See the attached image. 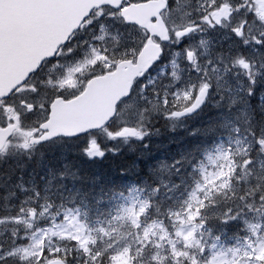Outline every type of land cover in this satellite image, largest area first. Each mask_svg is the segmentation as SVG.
<instances>
[{
    "label": "snow or ice",
    "instance_id": "snow-or-ice-1",
    "mask_svg": "<svg viewBox=\"0 0 264 264\" xmlns=\"http://www.w3.org/2000/svg\"><path fill=\"white\" fill-rule=\"evenodd\" d=\"M0 264H264V0H0Z\"/></svg>",
    "mask_w": 264,
    "mask_h": 264
}]
</instances>
